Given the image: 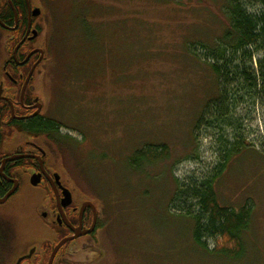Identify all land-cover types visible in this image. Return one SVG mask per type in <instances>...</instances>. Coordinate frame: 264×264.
Masks as SVG:
<instances>
[{
  "label": "rangeland",
  "instance_id": "1",
  "mask_svg": "<svg viewBox=\"0 0 264 264\" xmlns=\"http://www.w3.org/2000/svg\"><path fill=\"white\" fill-rule=\"evenodd\" d=\"M248 1L264 11L261 0ZM228 2L34 0L45 24L40 43L49 51L36 85L50 116L74 136L69 143L56 138L66 146L68 170L102 208V230L75 246L70 263L264 264V97L239 108L250 149L224 168L219 138L196 130L218 88L190 46L198 51V42L213 45L221 37ZM263 58L256 57L255 69ZM144 147L166 148L168 157L135 169L134 153ZM218 174L219 203L252 211L239 260L213 254L217 242L210 237L203 239L207 250L197 245L194 222L181 212L193 209L192 202H174L178 186L187 190ZM45 197L44 190L29 189L13 205L21 219L17 240L39 244L50 236L32 212V201ZM7 244L0 236V264Z\"/></svg>",
  "mask_w": 264,
  "mask_h": 264
},
{
  "label": "flooded vegetation",
  "instance_id": "2",
  "mask_svg": "<svg viewBox=\"0 0 264 264\" xmlns=\"http://www.w3.org/2000/svg\"><path fill=\"white\" fill-rule=\"evenodd\" d=\"M6 2L13 13V25H7L0 18L8 27L0 25L5 31H0V213L1 220L6 221V230L0 236L8 243L3 249V264L12 259L17 262L19 258H24L21 264H49L62 241L66 242L53 264H75L69 261L76 256L75 246L96 239L102 230V208L97 200L84 193L86 188L78 175L68 170L63 155L66 146L56 138L69 143L74 136L64 134L62 130L66 126L50 116L43 91L36 85L49 56V51L40 43L45 26L42 10L34 5V0H24V20L12 1L18 14L16 24L14 10ZM4 8L0 0V13ZM35 9H40L39 16H34ZM35 30L38 36L33 38ZM38 123L58 125L59 135L35 129ZM35 176L40 177L37 185L32 181ZM29 189L46 192L45 198L32 201L38 224L50 233L39 244L25 237L16 238L15 230L20 228L21 219L12 212L13 205ZM22 242L23 245L19 244ZM49 246H52L50 252Z\"/></svg>",
  "mask_w": 264,
  "mask_h": 264
},
{
  "label": "trees",
  "instance_id": "3",
  "mask_svg": "<svg viewBox=\"0 0 264 264\" xmlns=\"http://www.w3.org/2000/svg\"><path fill=\"white\" fill-rule=\"evenodd\" d=\"M1 1L5 8L0 13V18L12 26L13 13L6 0ZM12 1L19 11L20 18L25 20L24 0ZM247 1L230 0L226 4L224 15L228 20V26L213 45L198 42L197 46L201 47L198 51L191 49L194 45L190 46L191 54L197 56L200 61L203 57V61L211 68L218 88L215 97L207 102L196 130L204 128L219 138L221 154L225 161L221 164L222 168L234 156L250 149L242 141L243 120H239L237 114L239 108L242 105L254 107L256 101L264 97V58L259 59L258 68H254L256 57L264 53V11L251 9V6L256 5L255 1L250 4ZM261 1L264 3V0ZM0 31L5 32L2 29ZM37 125L35 129L59 135L56 124ZM230 131L232 134H229ZM167 155L166 148L160 153L155 148L144 147L134 153L130 165L139 170L143 165L154 164L159 159L168 157ZM221 172L222 170L219 173ZM219 177V174L215 175L203 183L191 185L187 190L186 186L185 191L178 186L174 202H180L182 199L192 202L193 209L180 211L194 222V241L197 245L207 250L203 239L210 237L217 242L212 250L213 254L230 260H239L245 254L242 234L250 226L252 211L249 205L236 212L231 207H223L219 203L215 188ZM51 247L49 246L48 252Z\"/></svg>",
  "mask_w": 264,
  "mask_h": 264
},
{
  "label": "water",
  "instance_id": "4",
  "mask_svg": "<svg viewBox=\"0 0 264 264\" xmlns=\"http://www.w3.org/2000/svg\"><path fill=\"white\" fill-rule=\"evenodd\" d=\"M28 1V0H27ZM8 2H9V4L11 5V7L13 8V10H14V13H15V20H16V24L18 23V14H17V11H16V9H15V7H14V5H13V3H12V0H8ZM29 3V2H28ZM41 14V11H40V9H35L34 10V16L36 17V16H39ZM0 25L2 26V27H4V28H8L1 20H0ZM35 34H34V37L33 38H36L37 36H38V32L35 30V32H34ZM39 176L38 177H34L33 178V184L34 185H37L38 184V181H39ZM6 199H4V201H5ZM0 203H2L1 201H0ZM66 241H62L56 248H55V250H54V252H53V254H52V257H51V259H50V262H49V264H53V261H54V258H55V256H56V254H57V252H58V250L61 248V246L65 243ZM33 252H34V250H32L31 252H30V254H29V256L30 255H32L33 254ZM24 258H19L18 260H17V262L15 263V264H21V262H22V260H23Z\"/></svg>",
  "mask_w": 264,
  "mask_h": 264
}]
</instances>
